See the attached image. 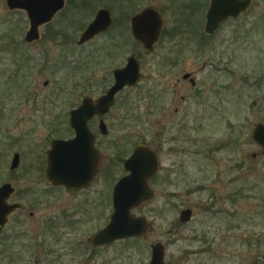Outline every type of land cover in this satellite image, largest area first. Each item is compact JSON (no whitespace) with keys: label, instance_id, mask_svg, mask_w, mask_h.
<instances>
[{"label":"rangeland","instance_id":"obj_1","mask_svg":"<svg viewBox=\"0 0 264 264\" xmlns=\"http://www.w3.org/2000/svg\"><path fill=\"white\" fill-rule=\"evenodd\" d=\"M91 2L81 24L67 26V9L41 28L40 41L27 44L26 14L11 11L7 0H0V44L4 38L20 42L34 60L20 76L4 75L0 82V186L11 183L15 194L10 202L22 204L0 236V264H148L155 243L165 246L166 264H264V156L253 158L261 150L252 140L255 126L264 123V0H253L249 11L202 49L198 40H187L177 72H194L207 92L202 100L192 96L172 105L166 96L170 93L155 89L163 95L158 107L182 108L181 128L169 124L168 131L174 130L160 136L158 129L165 125L156 122L160 113L149 115L148 96L151 86L162 85L158 75L165 44L158 45L154 56H146L126 34L115 51L117 26L84 48L68 43L67 37L78 38L98 9L112 7L119 18L131 10L128 0L125 9L116 7L115 0ZM57 32H64L63 37L56 39ZM131 53L142 56L145 78L158 81H144L142 88L118 96L105 139V171L97 182L81 192L54 188L45 172L51 140L73 136L70 110L86 96H101L111 82L109 75ZM213 56L223 70L216 83L210 81L209 71L200 72L204 64L209 68ZM11 63L10 55L7 60L0 55V73L13 71ZM185 88L192 90L189 81ZM119 118L127 121L120 123ZM92 127L97 133V126ZM142 143H157L162 151L159 181L153 185L156 196L141 214L134 211L152 228L143 239L118 240L92 257L89 239L109 223L112 188L125 174L119 157H127ZM16 152L20 166L11 171ZM187 208L193 216L182 224L180 213ZM50 220L56 222L54 231L47 229Z\"/></svg>","mask_w":264,"mask_h":264},{"label":"water","instance_id":"obj_2","mask_svg":"<svg viewBox=\"0 0 264 264\" xmlns=\"http://www.w3.org/2000/svg\"><path fill=\"white\" fill-rule=\"evenodd\" d=\"M252 0H212L207 13V33H213L221 23L228 18H238L246 13ZM10 10H23L29 19V30L25 41L34 44L41 38V27L49 24L55 15L64 8V0H7ZM137 18L139 26H134V32L139 41L152 51L153 44L159 38L160 21L155 13V21L151 27ZM111 24L109 12L101 10L96 19L82 34L79 45L92 39L98 33L106 31ZM140 65L134 59H129L127 66L115 72V85L95 103L85 98L82 104L70 112V126L75 131L72 140L55 139L47 155L46 177L54 186H64L68 189L80 190L88 187L98 174V152L94 147V133L88 123L97 115H104L114 105L116 94L127 85H135L140 79ZM101 126L102 131L107 133ZM252 140L263 149L264 156V123L255 126ZM20 164V155L14 154L11 169ZM159 162L154 151L145 145L138 146L133 155L125 161L128 175L122 177L113 192V213L106 227L91 239L94 247L111 245L118 240L130 238L143 239L150 232L152 225L144 216H135L131 211L150 202L156 196V191L149 186V180L156 174ZM14 192L11 184L0 188V234L5 227L8 216L20 208L19 204H9L7 200ZM193 211L187 208L180 213V222L191 221ZM152 255L148 264H166V249L162 243L151 245Z\"/></svg>","mask_w":264,"mask_h":264},{"label":"flooded vegetation","instance_id":"obj_3","mask_svg":"<svg viewBox=\"0 0 264 264\" xmlns=\"http://www.w3.org/2000/svg\"><path fill=\"white\" fill-rule=\"evenodd\" d=\"M126 1L127 0H115L114 4L116 5V7L118 6L120 9H125L123 5H125L124 2H126ZM128 1L130 4V9H131L128 11L129 12L128 16H124L122 14L121 18H119L116 15L114 16L113 11H112V7L100 8L96 11L94 18L88 24L85 25V27L83 28V31L80 33V36L78 38L67 37L68 38L67 40H68V43L76 44V46L78 48H84L91 43L93 44L99 38H101L102 36H105L106 34L111 32V30L113 28H115L117 26V31H116L117 36H116L115 40L119 41L116 44L118 47L116 45L112 46L113 48H115L114 49L115 51H117L118 48L121 49V46H123V44L120 40L122 38L124 40V38H125L124 36L126 34H128L129 41L134 46V48H139V47L142 48L143 50H145L146 56H154V52L156 51V48L158 47V45L160 43L165 44L166 48L163 49V52L160 55L161 58L159 57L162 60V69L160 70L161 75H158V76L161 77L160 81H162V85L151 86L149 89L150 94L148 96V99H149L148 113H149V115H151L153 117V115H155L156 113H160L161 119H156V122L160 125H165L164 128L158 129L157 135L160 136V135H162V133H168V132H171L172 130H174V129H172V130L170 129V131H168L169 124H174L176 122V123H178L177 128H179V129L181 128L183 121L180 122L178 116L180 115V113H182V108L174 107L172 109V107H169L167 104L161 106V108L158 107L159 99L162 98L163 95L159 96V95L155 94L154 93L155 89H159V88L162 89V92L165 95L167 94V92L170 93V95H166V96H168V98L172 101V105H173V102H175L177 104V102H179V101L185 103L192 96L195 99L197 98L198 100H202V98L205 97L204 95L207 92V90H205V91L202 90L203 88L206 89V86L202 85V81L200 79L197 80V78H195L196 75L194 72L184 73L182 69L177 72V68L180 65V60L182 59L181 55L183 54V52L187 48V45H186L187 40L188 41H191L193 39L198 40L197 44L198 43L200 44L199 49H202V47L206 46L207 40L213 41L215 39V36L218 34V32H220L225 26L231 24L234 20H237L241 15H244L245 13L241 14L236 19L231 18V17L228 18L225 22L221 23L219 25V27L213 33L209 34L206 31L207 13L209 11L212 0H128ZM252 2H253V0H252ZM64 3H65L64 8L62 10H60L55 15V17L61 13L66 12L67 9H69L71 11V13L67 17L68 22H66L68 24L67 25L68 27H73L74 25H76L77 22H79L81 24L84 21V18L86 16H88V15L84 16L83 13L85 11H87L90 8V6L92 5L91 0H64ZM251 5H252V3H251ZM7 6H8V4H7ZM8 8H9V6H8ZM101 10H106L109 12V15L111 18V24H110L109 28L104 32L98 33L92 39L86 41L84 44L79 45L78 43L81 40L82 34L91 25V23L94 22V20L97 17V14ZM193 10H195L196 12H194ZM11 11H17V10H11ZM18 11H23V10H18ZM23 12L26 14L25 11H23ZM155 13L159 17L160 29H159V38L153 44V49L151 51L145 47V44L142 41H139L137 39V36L135 35V32H134V26L135 25L139 26L138 21H136V20L138 17L142 16L143 18L141 19V22L144 23V25L147 28L151 27L155 21V18H154ZM79 15L81 16V19L77 20V18L80 17ZM55 17L53 18V20L55 19ZM52 21L50 23H52ZM169 22H170V24H169ZM49 24H47V25H49ZM47 25H45V26H47ZM45 26H43V27H45ZM43 27H41V28H43ZM57 33L58 34L56 35L57 36L56 39L59 36L63 37L64 32H57ZM41 38H42V35H41ZM41 38H40V40H41ZM119 38H120V40H119ZM51 39L55 40V36L51 37ZM24 40H25V37H24ZM0 45H1L0 46V55L2 56V59H5V60L8 59L9 54H10V50H13V51L16 50L17 51V49H18V50L23 51V45L20 44V42L19 43L14 42L12 39H11V41H8V39H5V38H4V40L1 39ZM131 58H134L140 65V74H141L140 79L138 80V82L135 85H133V86L127 85L121 91H119L116 94L114 105L111 107L109 112H107L104 115L95 116L88 123L91 131L94 133V137H95L94 147L98 152V174L96 175L94 181L88 187L80 189V190L68 189L64 186H54L50 183L54 188H64L65 190H67L69 192L70 191H72V192L85 191V190L90 189L97 182V179H99L101 177L102 173L105 171V161H106V158L104 155L105 144H106L105 139L108 138V136L110 135L109 118L112 114V110L114 109V107L117 103L118 96L125 91H129V90L135 91L137 89L142 88V83L144 81H146L147 83H150V82L156 83L158 80L150 81V80L146 79L145 75L143 73V70H142V64L140 62L142 60V56H137L136 53H131L129 55V57L126 59V63L124 65H121L118 68L114 69L112 71V73L109 75V79L111 80V82L108 86H106L107 88L101 96H99L96 99H93L90 96H86L82 99V101H83L85 98L88 97V98L92 99L93 102L95 103L99 98L104 96L116 83L115 72L117 70H121V69L125 68L129 62V59H131ZM214 58H215L214 56L212 58H210L211 64L209 65V68L207 67L206 64H204V66L200 69V72L201 71L202 72L209 71L210 81L211 82L213 81L216 83L217 78H218V74L223 72V70H221L219 67H217V65L215 63H213ZM4 71L6 74L8 72V69L4 70ZM182 73H183V75H182ZM181 75H182V78L180 77ZM187 81H189L191 84L192 90L190 92H186L185 82H187ZM47 84L48 83H46V85ZM215 88H216V86H214V89ZM220 89L221 88L215 90L214 93L218 94L219 93L218 91ZM82 101H81L80 105L82 104ZM215 103H218V102L215 101ZM74 109H76V108H74ZM74 109H72V110H74ZM72 110H70V112ZM70 112H69V125H70ZM0 113H1V111H0ZM120 121L125 122V121H127V118L125 120L119 118L118 122H120ZM153 121H154L153 119L149 120L150 123H153ZM92 125L94 127L97 126V133L95 132ZM102 125H104L103 127L105 130H107V133H105V131L104 132L102 131V129H101ZM70 128H71V126H70ZM179 129L176 132L172 133L171 136L172 137L175 136L179 132ZM72 131H73L72 137H69L66 139H61V138L52 139L50 142V148H51L52 141L55 139H60V140H72V139H74L76 134H75V131L73 129H72ZM172 139H176V138H172ZM140 145H145V146L149 147L152 151H154L156 156H157L158 162H159V169H158L157 173L149 180V186L153 189V185L156 186L158 181H159L158 180L159 179V172H160V168H161V160H160L159 155L162 153V151L160 150V147L158 146L157 143H154L152 145L153 147L148 145V144H145V143L138 144L134 147L132 152L127 157L123 158L120 156L119 161H120V163H122L123 169L125 171V174L122 177L129 174V172H127L125 170V161L128 160L133 155L135 149ZM109 146L116 148L117 143L109 142ZM173 149L170 148V150L172 152L175 150V149L174 150ZM260 150H261V152L263 151L262 148H260ZM48 151H47V153H48ZM180 152H181V149H179L178 153H180ZM261 152L259 154H253V158H257L258 156H261ZM16 153H18V152H16ZM16 153H14V154H16ZM18 154L20 155V153H18ZM13 157H14V155H13ZM20 159H21V155H20ZM12 160H13V158H12ZM11 165H12V162H11ZM11 165H10V169H11ZM19 166H20V164H19ZM19 166H18V168H19ZM17 169H15V170H17ZM46 169H47V163H46ZM15 170H11V171H15ZM45 172H46V170H45ZM6 184H11V183H4L0 186V188ZM116 184H117V182H116ZM116 184L112 188V192H111L112 213H113V192H114V188H115ZM12 187H13V185H12ZM14 194H15V188H14V192L11 195V197ZM11 197L7 200V202L9 204H19L20 205V208H18L16 211H14L12 213V214H15L16 212L21 210L22 204L19 202H10ZM228 200L233 202V200H231V198H228ZM148 203L149 202L142 204L140 209L139 208L133 209L131 211V213L133 215H135L134 214V211H135L136 213L138 212L139 214H141L144 210L143 207L147 206ZM12 214H10L8 216V221L5 225V227L3 228V231L0 234V236L3 234L7 224L9 223L10 216ZM111 215H110V217H111ZM31 216H33V213H31ZM50 224L52 225V227H50V225H49L47 227V229L54 231L56 228V222H54V220H50ZM106 225L102 229H104L106 227ZM102 229H100V230H102ZM100 230H98L95 234H97ZM92 237L89 239V245L93 249L92 250L93 251L92 257L94 256V253L98 252L100 249L107 247V246L108 247L112 246L114 244L113 243L111 245L94 247L91 245ZM116 242H118V241H116ZM90 263H91V261L87 260V264H90Z\"/></svg>","mask_w":264,"mask_h":264},{"label":"trees","instance_id":"obj_4","mask_svg":"<svg viewBox=\"0 0 264 264\" xmlns=\"http://www.w3.org/2000/svg\"><path fill=\"white\" fill-rule=\"evenodd\" d=\"M9 55L12 58L11 67L14 65L15 69L12 71L11 69L9 70L8 68V72L6 74L5 72L0 73V82L2 81V77L4 75L5 77L8 75L10 78L11 76H15V75L20 76L23 69H26V68L30 69V66L34 63V60L22 50H18V49L17 51L10 50Z\"/></svg>","mask_w":264,"mask_h":264}]
</instances>
